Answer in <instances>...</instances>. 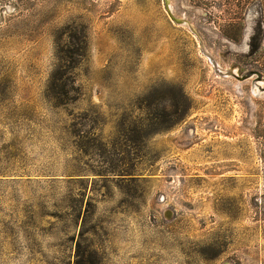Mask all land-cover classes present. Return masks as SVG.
<instances>
[{"label":"rangeland","instance_id":"obj_1","mask_svg":"<svg viewBox=\"0 0 264 264\" xmlns=\"http://www.w3.org/2000/svg\"><path fill=\"white\" fill-rule=\"evenodd\" d=\"M165 1L0 0V264H264V0Z\"/></svg>","mask_w":264,"mask_h":264},{"label":"water","instance_id":"obj_2","mask_svg":"<svg viewBox=\"0 0 264 264\" xmlns=\"http://www.w3.org/2000/svg\"><path fill=\"white\" fill-rule=\"evenodd\" d=\"M165 7H166L168 13L170 14L171 18H172L175 22H177V23H184V22H185L184 19L181 20V19H179V18H177L176 16L173 15L168 0H166V2H165ZM192 28H193V26H192ZM193 29H194V28H193Z\"/></svg>","mask_w":264,"mask_h":264},{"label":"flooded vegetation","instance_id":"obj_3","mask_svg":"<svg viewBox=\"0 0 264 264\" xmlns=\"http://www.w3.org/2000/svg\"><path fill=\"white\" fill-rule=\"evenodd\" d=\"M169 2H170V0H168ZM201 2H203L202 0H200ZM166 2V1H165ZM169 5H170V8H171V11H172V13H173V9H172V5L169 3ZM170 15V14H169ZM173 15H174V13H173ZM175 16V15H174ZM178 18V17H177ZM180 19V18H179ZM181 20H183V19H181Z\"/></svg>","mask_w":264,"mask_h":264},{"label":"trees","instance_id":"obj_4","mask_svg":"<svg viewBox=\"0 0 264 264\" xmlns=\"http://www.w3.org/2000/svg\"><path fill=\"white\" fill-rule=\"evenodd\" d=\"M253 49H254V50H257V49H258V45L254 46ZM165 118L167 119L168 117H165Z\"/></svg>","mask_w":264,"mask_h":264}]
</instances>
